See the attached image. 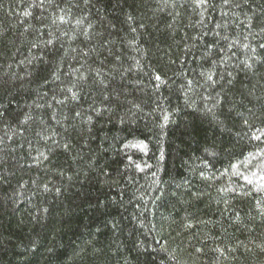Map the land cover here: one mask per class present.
Instances as JSON below:
<instances>
[{"label": "trees", "instance_id": "trees-1", "mask_svg": "<svg viewBox=\"0 0 264 264\" xmlns=\"http://www.w3.org/2000/svg\"><path fill=\"white\" fill-rule=\"evenodd\" d=\"M0 264H264V0H0Z\"/></svg>", "mask_w": 264, "mask_h": 264}]
</instances>
